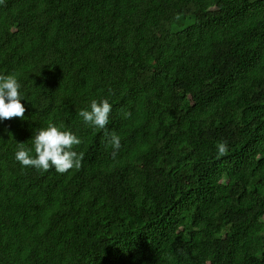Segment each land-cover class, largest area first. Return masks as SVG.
<instances>
[{"label": "trees", "instance_id": "1", "mask_svg": "<svg viewBox=\"0 0 264 264\" xmlns=\"http://www.w3.org/2000/svg\"><path fill=\"white\" fill-rule=\"evenodd\" d=\"M0 73V264H264V0H0ZM49 122L79 168L15 159Z\"/></svg>", "mask_w": 264, "mask_h": 264}, {"label": "clouds", "instance_id": "2", "mask_svg": "<svg viewBox=\"0 0 264 264\" xmlns=\"http://www.w3.org/2000/svg\"><path fill=\"white\" fill-rule=\"evenodd\" d=\"M26 97L22 91V83L15 73H0V120L14 116L23 117L26 111L23 101ZM112 104L107 98L93 99L89 108L80 109L79 115L84 122L105 129L109 122ZM108 141L114 148L120 147V137L115 132L108 133ZM81 143L80 137L71 129L49 122L46 127L34 131L33 148L25 147L21 142L17 146L15 159L23 166H34L37 169L48 170L52 167L57 172L64 173L81 166L83 153L73 146ZM220 145V150L225 149Z\"/></svg>", "mask_w": 264, "mask_h": 264}]
</instances>
